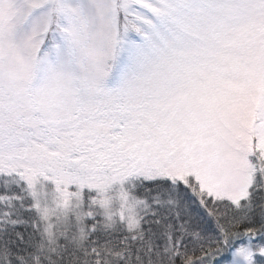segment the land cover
Returning a JSON list of instances; mask_svg holds the SVG:
<instances>
[{"label": "snow or ice", "instance_id": "6c2138e0", "mask_svg": "<svg viewBox=\"0 0 264 264\" xmlns=\"http://www.w3.org/2000/svg\"><path fill=\"white\" fill-rule=\"evenodd\" d=\"M0 264H264V0H0Z\"/></svg>", "mask_w": 264, "mask_h": 264}]
</instances>
